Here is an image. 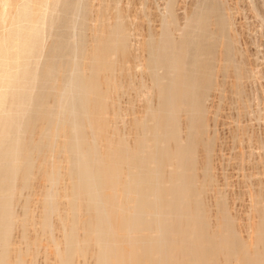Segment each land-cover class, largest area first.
Listing matches in <instances>:
<instances>
[{
  "label": "bare ground",
  "instance_id": "obj_1",
  "mask_svg": "<svg viewBox=\"0 0 264 264\" xmlns=\"http://www.w3.org/2000/svg\"><path fill=\"white\" fill-rule=\"evenodd\" d=\"M63 7L71 9L70 3L63 4ZM217 8L214 5L210 10L203 11L197 16L196 21L201 24L200 28H198L196 33L192 32L182 39L185 48L181 49L180 54H174V58H171V52L166 50L163 45L154 46L151 44V56L148 60L150 66L148 65V68L149 73L155 77L153 86L155 95L153 94L152 96L157 97L151 99H158L159 102H154L156 104L160 103V108L158 109V106L155 112H149L146 118L144 117V120L140 118L143 117L144 111L142 115L140 114L139 117H136L141 120L137 122L138 136L134 142V149H129L128 140L126 141L125 139L127 135L125 138H120L117 145L114 144L115 139L110 134H107V136L110 135L112 137L108 146L105 145L107 141L105 144L103 143L104 140L102 141L105 138L104 136V138L102 137L104 129L102 122L105 117L101 115V111L103 110L104 112L105 104L108 101L106 102V98L101 94L103 90L97 83V77L102 71L107 73V70H115V68L108 69L107 67L108 63L110 64L108 56L106 57L107 46H102L95 55L94 59L98 63L93 64V68L88 75H85V68L78 61H72L74 63L68 70L67 76L64 74L63 62H55L54 60L56 52L69 49L68 44L62 41L55 43L50 49L41 73L37 74L31 71L28 65L25 64L24 69L16 76L13 82V86H16L17 89L15 88L16 90L10 95H4L0 99V264H23L25 262L24 254H10L9 251V243L13 240L11 239L10 241V233L15 222L12 219V209L13 202L21 194L20 188L31 184L35 169H38L42 177L50 184V186L47 185L50 191H46L48 193L43 201V213L38 219L39 221L35 218L39 222L42 236L46 241L52 242L53 237L51 234L53 228L55 226L56 228H62V246L51 248L52 252L49 250L50 253H53L56 260L54 262L57 264H79V261L81 263V258L86 259L87 257L92 259V264H228L231 261H234L235 264H264V203L261 205L256 203L255 205L256 207H258L257 204L260 207L262 206L259 208V216L261 217H257L260 220L257 232L259 241H256L258 244L255 246L257 254H253L255 259L249 256L248 253L251 250L249 251V248H245L244 244H242L243 242L241 243L240 239L243 237L241 235L239 238L240 235L235 231V228L234 230L230 228L231 230L227 236H224V243L221 240V246L219 242L217 244L219 235L216 232L210 233L205 215L208 212L201 210L202 201L197 196L199 193L197 194L198 184L195 181L197 175L195 169H197L199 164H196L195 160V140L191 137L185 145H180V133L182 131H179L181 129H179L177 121L180 109L187 107L191 114V120H189L190 130H192V127L199 125L201 121L203 96L204 92L207 91L206 84L210 76V60L213 54V45L208 41L206 29L209 17L217 12L219 9ZM167 10L173 16L170 3L167 6ZM226 11L228 13V10ZM53 20L55 21L56 19L53 18ZM114 30L116 46L122 53H126L128 45L127 32L119 27ZM97 38H99L98 35ZM222 39H225V37ZM99 45L101 46V44ZM188 46H192L195 49V56L191 61L188 60ZM118 55L120 54L118 53ZM26 56L30 59L32 50H29ZM123 58L121 62H123ZM87 62H90L91 65V61L87 60ZM126 69L127 71L129 70V68ZM185 71L189 73L186 74ZM240 71L242 73V70ZM142 72L144 73L143 70ZM124 74L120 75L124 76ZM128 75L130 77L133 76L131 72ZM109 76L111 77L110 79L113 78L111 74ZM140 77L144 79L145 76ZM140 77L138 80H141ZM64 78H66V81L63 85L61 81ZM103 82L104 85L100 83L103 85V89H109V86L113 85L112 82H110L111 85L107 83L109 86L106 88L104 87L106 83L105 81ZM143 82H141V86L146 84V87L149 84V81H146L148 84ZM139 84L137 83V85ZM153 87L151 89L152 92ZM119 88L121 89V87ZM148 88L145 89L149 91L150 88ZM140 90L137 91L136 88L135 92L140 93ZM142 93L145 94L146 91L145 93L142 91ZM150 93H147L149 97L151 96ZM105 94L107 95L108 93L106 92ZM141 96L143 98V95ZM146 96H144L145 99ZM53 98H56L57 103H55V106H49ZM9 99L12 100L13 104L19 105V110H16L17 108L11 109L7 106L10 103ZM147 104L145 101L144 106ZM29 110L33 111L34 114L25 116V113ZM96 111L100 112L101 116L95 118L94 114H96ZM109 114L111 117L114 115L113 113ZM114 119L116 120L117 118L112 120ZM125 122L128 123L127 121ZM134 124L136 123L134 122ZM38 125H42L41 131H38ZM112 125H114L113 122ZM129 129L131 131V126ZM107 130H105V133ZM112 130L109 129L108 133ZM123 131L122 129L121 134L124 133ZM134 137L133 135L132 138ZM57 142L62 147L57 154H51L54 143ZM52 156L53 158L57 156L62 161V164L58 167H47L45 162ZM54 159L53 161L55 162ZM205 162L207 163V161ZM63 174L69 179L66 191H68L70 197L67 195L69 200L67 199L66 201L67 196H64L66 207H63L64 204H62V207L65 211H60L61 207L58 208V204H61L63 199H60L61 202H59L55 191L59 188ZM17 179L20 181L18 180L19 182H17ZM18 183L21 186H18ZM209 183L211 185L214 184L212 181ZM214 186L213 189H215ZM206 190L208 191L207 187ZM219 196L222 197V195ZM23 197L20 200H23ZM60 197L62 198V195ZM222 199L224 198L222 197ZM207 204L204 206L207 207ZM207 210L210 209L208 208ZM218 212L221 213V211ZM218 212L216 214H219ZM213 216L216 218L215 214ZM31 218L33 219V217ZM217 218H222V215ZM15 223L20 224L19 222ZM214 224L212 223L211 225ZM15 226L20 227L19 225ZM217 227H219V224ZM23 229L26 232L29 227L27 229L25 225ZM236 230L238 229L236 228ZM136 231L140 232V234L134 236L132 233ZM38 235L40 236V233ZM33 236L31 239H33ZM128 240L133 241L135 247L130 251L131 254L126 255L124 254V242H128ZM246 242L249 243V241ZM252 246L251 248H253ZM222 248L226 254L213 253L217 249L220 250ZM255 249H252V253ZM31 258L33 257L31 256Z\"/></svg>",
  "mask_w": 264,
  "mask_h": 264
},
{
  "label": "rangeland",
  "instance_id": "obj_2",
  "mask_svg": "<svg viewBox=\"0 0 264 264\" xmlns=\"http://www.w3.org/2000/svg\"><path fill=\"white\" fill-rule=\"evenodd\" d=\"M65 3H70L71 9H65L63 7ZM169 3L171 4L173 16H171L167 10ZM214 5L219 9L217 8V12L209 17V23L206 29V34L209 38L208 41L213 45V54L210 60V76L206 84L207 91L204 92L203 96V113L199 125L194 126L197 128L195 129L192 127V130H190L189 120H191V114L187 110V107L180 109V114L177 116L178 127L181 129L179 131H182L180 133V145H185L191 137L195 140L194 154L196 164H199L197 165V169H195L197 173L195 181L198 184L197 194L199 193L197 196H199L202 201L201 207L203 209L201 208V210L208 212L204 213H206V220L209 222H207V226L211 231L210 233L216 232V234L219 235L217 244L220 243L219 245L221 246L229 231L235 228V231L240 235H238L239 238L241 235L243 237L240 239L241 243L243 242L242 244H244L245 248H249V251L251 250V252L248 253L249 256L253 257V254H257L255 246L258 244L256 241H259L257 232L260 220V218L258 220L257 217H261L259 216V208L262 207L258 204V207L255 205L256 203L260 205L264 203V0H0V48H2L0 49V99L4 95H10L17 89L16 86H13V82L16 76L24 69L25 64L28 65L31 71L37 74L41 73L50 49L57 42L62 41L68 44L69 49L56 52L54 59L55 62H63V70L66 76L71 65L77 61L85 68V75L90 74L93 64L98 63L94 59L95 55L102 46H107L106 57L108 56V62H110L107 67L108 69L115 68V70H107L106 67L107 73L105 71L104 73L106 74H104L102 71L97 77V83L103 90L101 94L106 98V102L108 101L107 104H105L104 112L103 110L101 111V115L105 117V120L102 122L104 127V129L102 128V137L104 136L106 138L103 137L104 139H102V141L104 140V144L107 141L105 145L108 146L109 141L112 140L113 137L115 139L114 144L117 145L120 138H125L127 135L125 139L130 143L129 145L127 141L128 147L130 146L129 149H134V142L138 136V120L142 118L144 120V117L146 118L149 112H155L158 106V109L160 108V103L156 104L159 102L158 99H155L157 97L152 96L153 94L155 95L153 87L155 77L149 73L148 68L150 66L148 60L151 56V44L154 46L163 45L166 50L171 52V58H174L175 55L180 54L182 48H185L182 39L192 32L196 33L198 28H200L201 24L196 21L197 16L203 11L206 12L210 10ZM226 10H228V13H226ZM53 18L56 20L54 21ZM75 27L76 29H74ZM116 27L127 32V44H131L130 46L132 47L127 45L126 53H122L116 46L114 38V29H116ZM97 35L99 38H97ZM224 37L225 39H222ZM102 38L104 39L103 41ZM99 44H101V46ZM172 46L174 47L172 48ZM29 50H32L30 59L26 56ZM118 53L120 55H118ZM187 55L189 61L195 56V49L192 46L187 47ZM120 56L124 57L123 62H121L122 57L120 58ZM147 56L148 58H146ZM144 58L145 61L147 60L146 62ZM87 60L91 61V65ZM40 62L41 64L39 65ZM126 68H129V70L127 71ZM145 70L147 71L146 74ZM240 70H242V73ZM129 72H131V75L134 77H130V75H128ZM185 72L186 74L189 73L188 71ZM108 74H111L113 78L110 79L111 77ZM120 74H124V76ZM11 76L12 78H10ZM140 76H145V80L141 79ZM139 77L145 83L149 81V84L147 83V86H150L149 91L145 89L148 88L147 86L145 87L146 84L138 80ZM65 81L66 78L61 81V84L64 85ZM103 81L106 83V86H104L106 88L111 85L110 82L113 81L112 87L109 86V89H103ZM136 82L140 84L137 85ZM141 82L145 85L142 84L143 86H141ZM107 83L109 85H107ZM119 87H121V89ZM152 87L153 92L151 91ZM136 88L137 91L141 89L140 93L135 92ZM142 91H144V93L146 91L145 94L147 96L149 95L147 93L151 91V96L147 97ZM104 92L108 94L106 95ZM141 95H143V98H141ZM144 96H146V99L149 101L146 100ZM153 97H155L154 100H152ZM143 99L145 100L143 101ZM56 101V98L51 99V104L49 106H55V103H57ZM145 101L146 104L148 103L145 105L146 108L144 106ZM9 102L10 103L7 104L9 108H17L16 110H19V105L13 104L11 99H9ZM148 105H150L153 110H151ZM143 111L144 114L142 115ZM119 112L120 114H118ZM109 113H113L114 115L111 114L113 115L112 117L118 120H112L113 118ZM33 114L34 112L29 110L25 113V116H32ZM140 114L143 117H140L141 119L136 118L137 116L139 117ZM101 115L100 112L96 111L94 117L96 118ZM108 122H110V124H108ZM112 122L114 125H112ZM134 122L136 124H134ZM128 125L131 126V131L134 130L133 132L130 131V126L128 128ZM38 127L40 129H38V131H41L42 125H38ZM119 128H121V130H119ZM109 129L113 130L108 133ZM122 129L124 130L123 134L126 132L125 135L121 134ZM105 130H107L106 133ZM107 134H110L112 137L110 135L107 136ZM119 134H121L122 137L119 136ZM133 135L135 136L134 138H132ZM54 144V147L57 149L55 148L53 152V147L51 154H57L62 147L58 142ZM204 157L205 159H203ZM54 158L52 156L46 160L45 163L47 167H58L62 164V161L57 156ZM205 161H207V163ZM207 173L209 174L207 175ZM40 175V171L35 169L32 175L33 177L31 176L33 178H31V184L28 185L29 187L22 186L20 188L21 194L16 197L15 203L13 202L12 219L20 224L15 223L13 220L14 225L11 229L10 241L11 239L13 240L11 241L12 243H9V251L10 254H24L25 262L23 261V264H32V262L33 264H57L54 262V255L50 253V251L51 248L55 246H62L61 227V229L59 227L56 228V226L53 228L51 234L53 240L50 242L43 238L39 222H37L43 213V201L48 193L46 191H50V184ZM40 177L43 180H41ZM62 177L65 179L61 178L62 182L60 181L59 188L55 191L59 202L65 198L64 196L68 195L66 187L68 186L69 179L64 174ZM199 177L201 178L198 179ZM210 178L212 183H214L213 185L209 183L211 182ZM18 180L19 179H17V182L20 181ZM20 183L17 185L21 186ZM62 183L66 186L62 185ZM213 186L215 189H213ZM61 195L62 198L60 197ZM219 195H222L224 199ZM22 196H24L23 200H20ZM68 196L66 201L67 199L69 200L70 196ZM62 202L58 204V208L61 207L62 210L61 208L59 210L65 211L64 208L66 204L64 199ZM204 203H208L206 205L207 207L204 206ZM62 204H64V206ZM220 206H222V210H220ZM224 206H226V208H224ZM208 208L210 210H207ZM211 211H213L212 215ZM218 211H221V213ZM216 212L219 214H216ZM229 212L231 213V217L229 216ZM213 213L216 218L219 216L221 217V215L222 218H217V220L214 218ZM210 215L213 219H211L212 217ZM31 217H33V219ZM35 218H37V221ZM212 223L215 224L211 225ZM217 223L219 227L216 228V226H218ZM34 224L35 226H33ZM15 225H19L20 227ZM22 225H26V228L28 229L29 227V229L24 232ZM220 225L222 226L220 227ZM214 228H216V230H214ZM236 228L238 230H236ZM39 233L40 236L38 235ZM29 234L31 235L29 236ZM132 234L137 236L140 232L136 231ZM220 234H222V238ZM32 235H34L33 239H31ZM23 239L24 241H22ZM221 240L223 241L222 243ZM253 240L255 243H253ZM246 241H249V243L251 242L253 246L251 243L249 245ZM125 242L124 254H131L130 251L134 249L135 244L133 241L129 240V244L127 241ZM27 244L29 247L26 246ZM251 246L253 248H251ZM25 247L27 248L25 249ZM31 249H33V251H31ZM252 249H255L253 253ZM216 251L213 253L221 255L226 254L223 248L220 250L217 249ZM28 256L30 258L32 256L34 260L33 258L30 259ZM253 259L255 258L253 257ZM79 264H92V259L90 257L86 259L81 258V263L79 261ZM228 264H235V262L231 261Z\"/></svg>",
  "mask_w": 264,
  "mask_h": 264
}]
</instances>
